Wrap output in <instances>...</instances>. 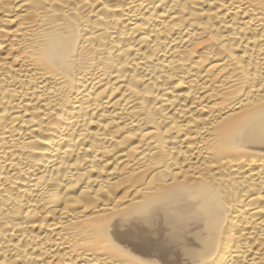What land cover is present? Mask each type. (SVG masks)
<instances>
[{
	"label": "bare ground",
	"instance_id": "bare-ground-1",
	"mask_svg": "<svg viewBox=\"0 0 264 264\" xmlns=\"http://www.w3.org/2000/svg\"><path fill=\"white\" fill-rule=\"evenodd\" d=\"M0 264H264V0H0Z\"/></svg>",
	"mask_w": 264,
	"mask_h": 264
}]
</instances>
